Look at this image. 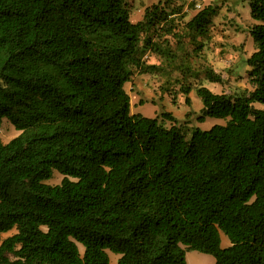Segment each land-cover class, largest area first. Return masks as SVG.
Listing matches in <instances>:
<instances>
[{"label": "trees", "instance_id": "obj_1", "mask_svg": "<svg viewBox=\"0 0 264 264\" xmlns=\"http://www.w3.org/2000/svg\"><path fill=\"white\" fill-rule=\"evenodd\" d=\"M249 5L253 90L200 85L197 120L227 121L186 134L132 113L124 87L156 67L153 34H174L181 6L132 21L125 0H0V126L20 131L0 139V232L18 228L0 264H110L108 250L118 264H187V249L264 264V0ZM217 13L206 5L184 27L207 39ZM55 170L61 182H46Z\"/></svg>", "mask_w": 264, "mask_h": 264}, {"label": "rangeland", "instance_id": "obj_2", "mask_svg": "<svg viewBox=\"0 0 264 264\" xmlns=\"http://www.w3.org/2000/svg\"><path fill=\"white\" fill-rule=\"evenodd\" d=\"M130 19L138 21L143 18L146 7L161 3L171 9L181 6L177 16V27L174 34L154 32L152 40L161 45L162 52H148L145 56L148 64L156 67L147 72L135 69L131 80L124 87L131 97V112L145 116L157 117L165 126L173 124L189 134L198 126L208 129L216 123L224 124L227 119L207 117L200 122L197 116L203 107L201 97L197 93L200 85L214 92L230 94H249L253 84L249 76L248 57L256 50L251 36V28L257 23L250 14L249 0H125ZM169 1V3H167ZM216 5L218 13L212 18L207 39L190 36L184 24L206 5ZM152 35V32L148 33ZM165 51V52H163ZM213 71L220 74V82L210 81L207 73ZM258 108L264 103L255 102ZM261 105V106H260ZM170 112L176 118L164 116ZM14 125L4 118L0 126V139L4 142L19 134ZM63 175L57 170L52 178L46 180L50 184L60 183ZM18 228L0 232V243L7 236L17 232ZM222 246L230 244L224 233ZM80 250L84 247L79 244ZM185 249L187 246L183 245ZM110 264H118L119 253L108 250ZM187 264H214L212 254L196 249H187Z\"/></svg>", "mask_w": 264, "mask_h": 264}, {"label": "crops", "instance_id": "obj_3", "mask_svg": "<svg viewBox=\"0 0 264 264\" xmlns=\"http://www.w3.org/2000/svg\"><path fill=\"white\" fill-rule=\"evenodd\" d=\"M261 106V105H260Z\"/></svg>", "mask_w": 264, "mask_h": 264}]
</instances>
